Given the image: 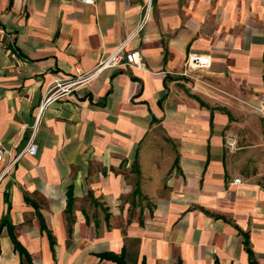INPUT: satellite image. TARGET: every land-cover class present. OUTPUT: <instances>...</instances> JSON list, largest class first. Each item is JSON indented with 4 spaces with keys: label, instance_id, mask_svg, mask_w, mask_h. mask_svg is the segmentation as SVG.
<instances>
[{
    "label": "crops",
    "instance_id": "1",
    "mask_svg": "<svg viewBox=\"0 0 264 264\" xmlns=\"http://www.w3.org/2000/svg\"><path fill=\"white\" fill-rule=\"evenodd\" d=\"M144 1L0 0V220L31 264H117L99 254L122 251L130 264H250L245 237L264 264V145L224 146L227 132L261 137L248 104L264 93V0H151L130 37ZM121 44L141 67H107L39 110L56 79ZM190 53L210 66L186 68ZM38 115L36 155L2 174ZM0 264H28L7 226Z\"/></svg>",
    "mask_w": 264,
    "mask_h": 264
},
{
    "label": "built area",
    "instance_id": "2",
    "mask_svg": "<svg viewBox=\"0 0 264 264\" xmlns=\"http://www.w3.org/2000/svg\"><path fill=\"white\" fill-rule=\"evenodd\" d=\"M84 3H92V0H82ZM149 17V5H145L142 8V14L139 19V22L131 34L130 37H133L137 34L147 23ZM124 44H121L118 49L109 55L105 59H101L97 65L89 72L81 73L71 79H56L52 85V89L48 91L45 96L44 103L40 106V111L44 106L51 101L59 98L58 94H66L71 91V89L81 83H87L92 80L96 75H98L103 69L111 67L114 65H126L129 67H141V55L138 50L133 49L129 51H123ZM210 59L208 56L201 55L199 53H190L188 54L185 65L188 69H197V68H208L210 66ZM254 110L264 118V93H261L257 100L253 103ZM39 120V115L36 117L35 124L32 127L31 133L28 136L26 143L23 148L17 153L13 158L9 159L2 170V174L9 169L14 163H16L23 154L36 155L38 151V143L36 142V129ZM235 144V139L232 136H228L225 140V146L228 149H232ZM5 150L0 148V161L3 159ZM238 182L239 178L234 179Z\"/></svg>",
    "mask_w": 264,
    "mask_h": 264
},
{
    "label": "trees",
    "instance_id": "3",
    "mask_svg": "<svg viewBox=\"0 0 264 264\" xmlns=\"http://www.w3.org/2000/svg\"><path fill=\"white\" fill-rule=\"evenodd\" d=\"M138 172V171H137ZM137 192V189L134 190V193ZM26 201H28L27 197H25ZM29 202V201H28ZM72 205H73V195H72V191H71V187H68V190H67V202H66V209H65V212L67 214V220L68 222L71 224L73 222V217L71 215V209H72ZM39 218H40V222H41V228L42 229H45V225L43 223V219L42 217L39 215ZM4 226H7L8 229H9V232H10V236L12 238V241L14 243V247L15 249L20 253V255H22L26 261L28 262V264H31V260H30V256L29 254L27 253V251L22 247V245H20V243L15 239L14 235H13V232H12V227H11V224H10V221L8 219V216L7 214H5L1 220H0V233L2 231V228ZM48 237H49V240H50V244L52 245L54 240H53V237L51 235L50 232H48ZM245 241V248H246V251L248 252V255H249V263L250 264H254V261H253V253L252 251L249 249L248 247V243H247V239L245 237L244 239ZM99 256L101 258H108V259H112L114 261L117 262V264H130V263H127L124 259V252L122 251L121 254L119 255H116L114 253H111V252H104V253H100ZM177 264H181L180 261L178 260L177 261Z\"/></svg>",
    "mask_w": 264,
    "mask_h": 264
},
{
    "label": "rangeland",
    "instance_id": "4",
    "mask_svg": "<svg viewBox=\"0 0 264 264\" xmlns=\"http://www.w3.org/2000/svg\"><path fill=\"white\" fill-rule=\"evenodd\" d=\"M145 5H149V17H148V20L150 19V17H151V13H152V3H151V0H145L144 2H143V5H142V8L143 7H145ZM72 78H74V77H72ZM63 79H71V78H63ZM54 83V82H53ZM82 84V83H81ZM52 85L53 84H51V86L47 89V91H46V93H45V96H46V94L48 93V91L49 90H51L52 89ZM79 85V84H78ZM77 86V85H76ZM76 86H74L72 89H71V91L76 87ZM70 91V92H71ZM69 92V93H70ZM69 93H66V94H62V93H59L58 94V96H59V98H62V97H64L65 95H67V94H69ZM45 96L43 97V100H42V103H41V105L44 103V99H45ZM59 98H57V99H59ZM47 105V104H46ZM45 105V106H46ZM253 110H254V108H253V103H251V104H248ZM44 106V107H45ZM254 112H256L255 110H254ZM256 114H257V112H256ZM259 115V114H258ZM35 120H36V118H34V120H33V122L27 127V130L29 131L30 130V132H29V135H30V133H31V130H32V127H33V125L35 124ZM40 120V119H39ZM39 120H38V124H37V128H38V125H39ZM264 120V119H263ZM260 122H262L261 123V125H260V127H258V129L259 130H261V137L260 138H247V137H244V138H240V137H238V135L236 134V133H234V132H227L226 134H225V138H224V146H225V140H226V138L228 137V136H232L234 139H235V144H234V147L232 148V149H229V150H236V149H238L239 147H241V146H243V145H246V144H248V145H254V146H259V143L261 142V140H262V143H263V145H264V123H263V121H260ZM37 131V130H36ZM37 133V132H36ZM162 138V140L164 141V138L163 137H161ZM26 143V142H25ZM226 147V146H225ZM23 148V147H22ZM228 149V148H227ZM247 165V167H249L250 169L252 168V167H254L253 165H249L248 163L246 164ZM5 167V166H4ZM245 168H246V166H245ZM4 169V168H3ZM124 171H126V170H124ZM123 172V171H122ZM126 178H127V180H129L130 182L132 181V182H134L135 180H137V176L136 175H132V176H128V175H126L125 176ZM132 178V179H131ZM132 205H133V207L134 206H136L137 204H139V205H142L143 203H142V200H141V198H138V200H133L132 201ZM146 203V202H145ZM80 205H84V202H81L80 203ZM148 205V204H147ZM96 217V216H95ZM130 219H131V217H130ZM129 219V220H130ZM96 221H98V222H100L101 221V217H99L98 219L96 218ZM116 225L119 227V228H121L122 230H124V227H125V221H124V219H117V221H116Z\"/></svg>",
    "mask_w": 264,
    "mask_h": 264
}]
</instances>
